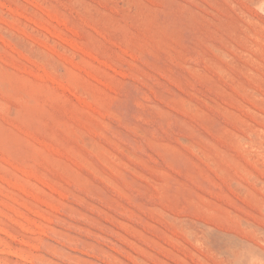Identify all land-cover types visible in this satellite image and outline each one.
I'll use <instances>...</instances> for the list:
<instances>
[{"label": "rangeland", "instance_id": "obj_1", "mask_svg": "<svg viewBox=\"0 0 264 264\" xmlns=\"http://www.w3.org/2000/svg\"><path fill=\"white\" fill-rule=\"evenodd\" d=\"M0 228V264H264V0H0Z\"/></svg>", "mask_w": 264, "mask_h": 264}, {"label": "bare ground", "instance_id": "obj_2", "mask_svg": "<svg viewBox=\"0 0 264 264\" xmlns=\"http://www.w3.org/2000/svg\"><path fill=\"white\" fill-rule=\"evenodd\" d=\"M0 231L2 232L3 231V229L2 228H0ZM219 232V231H218ZM7 232H5L4 234H6ZM224 235V234H223ZM9 236V235H8ZM223 249V248H222ZM2 264V263H1ZM4 264V263H3Z\"/></svg>", "mask_w": 264, "mask_h": 264}]
</instances>
